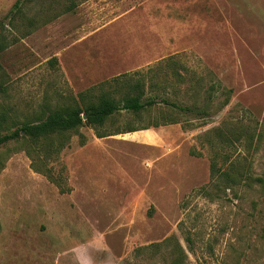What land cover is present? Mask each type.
Returning a JSON list of instances; mask_svg holds the SVG:
<instances>
[{
	"label": "rangeland",
	"instance_id": "374dc122",
	"mask_svg": "<svg viewBox=\"0 0 264 264\" xmlns=\"http://www.w3.org/2000/svg\"><path fill=\"white\" fill-rule=\"evenodd\" d=\"M16 1L0 0V135L122 73L190 109L121 110L40 169L27 138L1 144L0 264H264V0ZM212 161L242 181L213 182Z\"/></svg>",
	"mask_w": 264,
	"mask_h": 264
},
{
	"label": "trees",
	"instance_id": "16d2710c",
	"mask_svg": "<svg viewBox=\"0 0 264 264\" xmlns=\"http://www.w3.org/2000/svg\"><path fill=\"white\" fill-rule=\"evenodd\" d=\"M22 0H17L12 11L20 8ZM76 6V1L71 0L69 9H73ZM13 13V12H12ZM11 19L14 16L11 15ZM32 21V20H30ZM34 24V22H32ZM28 32H26L27 34ZM25 34V35H26ZM111 88L107 91H103L99 95L90 94V92H83L80 94V100L72 99L68 103L59 105L49 110L48 114L41 120L36 122H25L20 128L15 129L12 132H7L0 135V145L13 139L27 138V144L29 146V153L33 158V166L36 169H40L38 163L41 158L44 162H48L51 159L59 160V155L62 150L68 145V139L65 136L70 131L79 130L83 126H88L97 131L98 137H106L110 133L98 132V129L104 126L109 117L115 113L126 110L133 114H140L147 110L149 107L163 102L168 108H175L179 110H188L187 106H180L177 102L170 101L166 98H160L155 95L154 97L147 98L146 84L143 79L134 78L132 73H122L113 77L111 80L106 81ZM231 92L232 90L229 89ZM229 96L226 98L225 103H228ZM87 115V118H84ZM176 120H165L163 124L173 123ZM161 123H153L151 126L157 127ZM150 125L143 127L144 129L150 128ZM141 128L130 127L126 130L136 131ZM84 143V141H82ZM34 152L37 156H34ZM39 152L45 155V158L41 156ZM35 159V160H34ZM52 167L41 170L46 174L49 179L56 183L60 187L61 192H66L64 176L62 179L55 176L52 173ZM62 177V176H61ZM243 173L232 171V168L222 169L218 166L216 161L211 162V179L214 182L215 179H222L225 188H229L234 184L242 181ZM262 180V178H257Z\"/></svg>",
	"mask_w": 264,
	"mask_h": 264
},
{
	"label": "crops",
	"instance_id": "0c3cea01",
	"mask_svg": "<svg viewBox=\"0 0 264 264\" xmlns=\"http://www.w3.org/2000/svg\"><path fill=\"white\" fill-rule=\"evenodd\" d=\"M147 131H151V133L147 134ZM143 137H144V139L146 141H151V140L156 139V137H157V129H156V127H153L152 129H148L147 128L146 130H144Z\"/></svg>",
	"mask_w": 264,
	"mask_h": 264
},
{
	"label": "water",
	"instance_id": "95a60500",
	"mask_svg": "<svg viewBox=\"0 0 264 264\" xmlns=\"http://www.w3.org/2000/svg\"><path fill=\"white\" fill-rule=\"evenodd\" d=\"M84 118L86 119L87 118V115H84Z\"/></svg>",
	"mask_w": 264,
	"mask_h": 264
}]
</instances>
